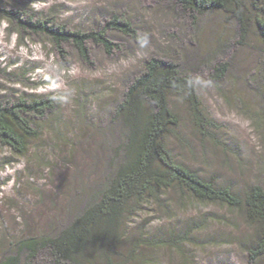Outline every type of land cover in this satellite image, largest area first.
Wrapping results in <instances>:
<instances>
[{
    "label": "rangeland",
    "instance_id": "1",
    "mask_svg": "<svg viewBox=\"0 0 264 264\" xmlns=\"http://www.w3.org/2000/svg\"><path fill=\"white\" fill-rule=\"evenodd\" d=\"M0 2L23 6L73 32L99 31L113 18L128 23L135 32L134 38L107 32L116 46L110 53L98 44L86 43L89 56L84 61L70 43L62 46V56L43 36L17 34L0 20V96L10 100L55 97L54 110L42 119H33L39 138L30 142L27 156L17 157L0 148V257L20 238L39 236L65 224V202L71 194L81 184L100 180L95 163L104 155L96 153L93 138L101 143L97 134L106 129L107 117L128 83L152 57L180 59L186 67H198L208 60L229 62L227 76L217 86L208 70L193 71L191 76L206 117L216 124L210 132L212 140L195 132L188 106L172 98L170 105L179 125L168 147L177 161L217 184L231 186L242 198L254 185L264 189V125L260 128L255 117L264 112L260 104L264 93L261 40L250 37L246 45L238 46L234 27L224 23L221 15H208L200 24L201 46L190 48L194 42L191 23L173 2ZM218 37L231 42L226 59L220 58L221 53L212 56ZM88 192L80 198L85 201ZM130 222L131 239H168L192 232L186 237L189 242L177 248L141 247L134 264H254L244 249L255 227L240 210L201 205L169 191L159 204H146Z\"/></svg>",
    "mask_w": 264,
    "mask_h": 264
},
{
    "label": "trees",
    "instance_id": "2",
    "mask_svg": "<svg viewBox=\"0 0 264 264\" xmlns=\"http://www.w3.org/2000/svg\"><path fill=\"white\" fill-rule=\"evenodd\" d=\"M173 2L186 15L193 29L197 49L202 29V19L208 15H221L224 23L234 27L236 45H246L245 40L264 43V0H155ZM0 20L17 34L43 36L53 49L64 55L62 46L72 44L84 61L89 53L86 43L93 42L108 53L115 45L107 32H119L134 38L135 32L126 22L116 18L104 29L81 33L67 30L49 17L27 12L23 6H8L0 2ZM256 38V39H255ZM213 57L221 53L225 58L231 50L230 40L222 37ZM253 47V46H252ZM214 51V49H212ZM264 54V50H259ZM229 62H208L198 67L183 66L180 59L149 58L143 70L126 86L120 102L106 119V129L92 145L102 153L99 167L100 180L77 188L65 202L68 212L65 224H58L50 232L17 240L3 252L0 264H134L141 247L177 248L189 242L188 231L176 237L131 239L128 234L130 220L152 202L159 204L169 191L178 192L201 205H220L228 210H240L255 233L246 247L252 263L264 264V189L250 187L243 198L231 186L220 185L205 178L177 161L168 147L169 138L179 125L171 108L172 98L181 99L191 115L195 132L203 139L212 140L211 130L216 128L206 117L196 97L193 71L208 70L211 82L218 85L227 76ZM254 88V87H253ZM55 97L0 96V148L17 157H25L30 142L39 138L33 119H42L54 110ZM260 104L264 106V93ZM258 126L264 125V112L255 114ZM97 177V178H98ZM96 178V179H97ZM85 190L88 198L84 201ZM78 198V202L73 199ZM71 202V207L67 206ZM63 221V220H62ZM187 237V238H186Z\"/></svg>",
    "mask_w": 264,
    "mask_h": 264
}]
</instances>
